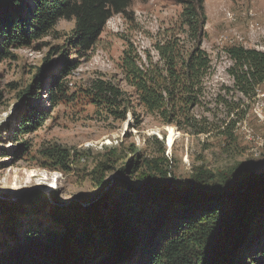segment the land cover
Instances as JSON below:
<instances>
[{
	"label": "trees",
	"instance_id": "trees-1",
	"mask_svg": "<svg viewBox=\"0 0 264 264\" xmlns=\"http://www.w3.org/2000/svg\"><path fill=\"white\" fill-rule=\"evenodd\" d=\"M171 1L183 7L181 25L192 47L185 49L174 38L165 40L154 47L159 60L148 56L141 64L130 45L119 65L129 91L98 78L83 91L84 97L117 121H124L128 112L137 119L135 108L141 107L163 125L207 134L210 123L195 112L202 107L204 79L211 69L201 48L206 23L203 0ZM130 4L131 0H0V63L13 57V51L52 36L59 21L73 22L62 47L66 73L55 77L49 90L55 107L67 99L60 80L89 58L107 21L125 15ZM224 52L232 61L227 73L234 89L254 97L264 86V49L231 46ZM69 53L75 59L70 60ZM29 112L38 120L45 116L33 108ZM29 123L40 126L35 120ZM220 134L228 140V126ZM44 156L58 170H70L68 151L46 149ZM130 166L113 180L108 203V196H102L86 208L75 201L59 206L56 194L48 198L40 192L19 201L0 199V228L5 233L12 234L13 216L26 211L51 216L62 230L29 229L16 245L0 251V264H255L256 259L264 264V172L244 166L216 173L198 168L182 184L167 170L152 166L137 185L123 179L133 173Z\"/></svg>",
	"mask_w": 264,
	"mask_h": 264
},
{
	"label": "rangeland",
	"instance_id": "rangeland-1",
	"mask_svg": "<svg viewBox=\"0 0 264 264\" xmlns=\"http://www.w3.org/2000/svg\"><path fill=\"white\" fill-rule=\"evenodd\" d=\"M203 8L206 23L201 48L211 69L204 79L202 107L195 112L210 123L207 134H188L163 125L141 107L135 108L137 119L128 112L124 121H117L98 112L84 97L83 91L98 78L129 91L119 65L130 45L141 64L147 63L148 56L153 62L159 60L154 48L159 42L174 38L185 49L192 47L181 25L183 7L171 0H131L125 15L112 16L89 58L60 80L67 99L55 107L49 90L54 78L66 73L62 47L73 22L59 21L52 36L13 51V57L1 62L0 199L19 201L40 192L48 198L56 194L59 206L75 201L86 208L102 196H108V203L113 180L129 163L133 173L123 179L137 185L152 166L167 170L182 184L198 168L216 173L244 166L264 172V86L252 98L237 92L227 73L232 61L224 52L231 46L264 49V0H203ZM68 57L75 59L73 53ZM31 108L44 113L42 120L30 116ZM31 120L40 126L34 128ZM226 126L228 140L220 134ZM51 148L70 153L69 171L58 170L44 156ZM13 217L12 234L0 228V251L16 245L29 229L62 231L49 215L26 211Z\"/></svg>",
	"mask_w": 264,
	"mask_h": 264
},
{
	"label": "bare ground",
	"instance_id": "bare-ground-1",
	"mask_svg": "<svg viewBox=\"0 0 264 264\" xmlns=\"http://www.w3.org/2000/svg\"><path fill=\"white\" fill-rule=\"evenodd\" d=\"M52 187L54 186V185H51Z\"/></svg>",
	"mask_w": 264,
	"mask_h": 264
},
{
	"label": "water",
	"instance_id": "water-1",
	"mask_svg": "<svg viewBox=\"0 0 264 264\" xmlns=\"http://www.w3.org/2000/svg\"><path fill=\"white\" fill-rule=\"evenodd\" d=\"M259 174V173H258ZM79 203V202H78Z\"/></svg>",
	"mask_w": 264,
	"mask_h": 264
}]
</instances>
